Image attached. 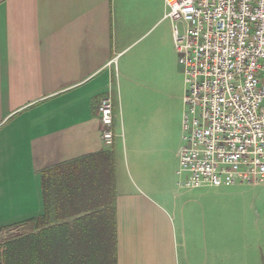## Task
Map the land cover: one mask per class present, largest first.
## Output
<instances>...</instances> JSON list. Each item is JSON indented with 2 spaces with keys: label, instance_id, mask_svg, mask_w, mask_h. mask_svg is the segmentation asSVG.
Returning a JSON list of instances; mask_svg holds the SVG:
<instances>
[{
  "label": "crops",
  "instance_id": "1",
  "mask_svg": "<svg viewBox=\"0 0 264 264\" xmlns=\"http://www.w3.org/2000/svg\"><path fill=\"white\" fill-rule=\"evenodd\" d=\"M164 14V0H0V230L42 215L41 172L53 169L101 196L68 205L99 214L89 227L114 213L116 264H264V214L223 228L201 203L218 187L176 188L183 94ZM232 186L217 195L238 197Z\"/></svg>",
  "mask_w": 264,
  "mask_h": 264
},
{
  "label": "built area",
  "instance_id": "2",
  "mask_svg": "<svg viewBox=\"0 0 264 264\" xmlns=\"http://www.w3.org/2000/svg\"><path fill=\"white\" fill-rule=\"evenodd\" d=\"M164 3L185 85L176 186L264 184V0ZM97 114L111 147V95Z\"/></svg>",
  "mask_w": 264,
  "mask_h": 264
},
{
  "label": "trees",
  "instance_id": "3",
  "mask_svg": "<svg viewBox=\"0 0 264 264\" xmlns=\"http://www.w3.org/2000/svg\"><path fill=\"white\" fill-rule=\"evenodd\" d=\"M66 177L41 172L43 213L27 221L30 232L0 244V264H116L114 213L102 211L107 227H89L99 214L69 211L68 205L97 204L101 196L93 198L78 179Z\"/></svg>",
  "mask_w": 264,
  "mask_h": 264
},
{
  "label": "rangeland",
  "instance_id": "4",
  "mask_svg": "<svg viewBox=\"0 0 264 264\" xmlns=\"http://www.w3.org/2000/svg\"><path fill=\"white\" fill-rule=\"evenodd\" d=\"M169 20V19H168ZM170 21V20H169ZM171 22V21H170ZM177 28L182 31V24L177 23ZM161 27H159L160 29ZM172 28V23H171ZM176 52V51H175ZM177 56V54H176ZM177 67L181 71V78L177 82V89L182 91L184 94L185 85L183 77V66L179 63L177 56ZM183 78V79H182ZM183 96V95H182ZM178 178V177H176ZM178 180V179H177ZM239 194L238 197L233 198L232 200H224L217 195L218 189H226L231 187H218V189H206L204 193L205 198L201 199V203L205 207H212L216 212L217 219H214L216 223H223V228H229L228 221L225 219L229 216L235 217V221L238 222H249L257 223L261 222L263 219V210L264 208V184H258L256 186L251 185H233ZM177 189H179L176 186ZM245 203H248V207L245 206ZM261 204V205H260ZM263 205V206H262ZM246 207V208H245ZM32 227H14V228H5L0 230V244L13 238L19 234H26L31 231Z\"/></svg>",
  "mask_w": 264,
  "mask_h": 264
}]
</instances>
